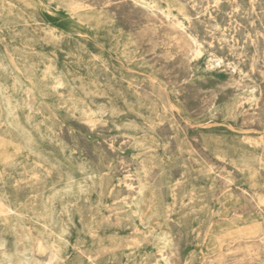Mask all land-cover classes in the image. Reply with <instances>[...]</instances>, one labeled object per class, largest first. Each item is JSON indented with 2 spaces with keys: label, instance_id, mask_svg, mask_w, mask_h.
I'll return each instance as SVG.
<instances>
[{
  "label": "rangeland",
  "instance_id": "obj_1",
  "mask_svg": "<svg viewBox=\"0 0 264 264\" xmlns=\"http://www.w3.org/2000/svg\"><path fill=\"white\" fill-rule=\"evenodd\" d=\"M0 264H264V0H0Z\"/></svg>",
  "mask_w": 264,
  "mask_h": 264
},
{
  "label": "bare ground",
  "instance_id": "obj_2",
  "mask_svg": "<svg viewBox=\"0 0 264 264\" xmlns=\"http://www.w3.org/2000/svg\"><path fill=\"white\" fill-rule=\"evenodd\" d=\"M48 22V21H47ZM216 156H218V155H216ZM219 157V156H218ZM128 173V172H127Z\"/></svg>",
  "mask_w": 264,
  "mask_h": 264
}]
</instances>
